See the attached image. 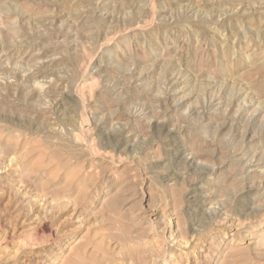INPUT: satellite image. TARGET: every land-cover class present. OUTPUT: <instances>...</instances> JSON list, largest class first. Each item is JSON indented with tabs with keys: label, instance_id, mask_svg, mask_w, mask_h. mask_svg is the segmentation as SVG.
<instances>
[{
	"label": "rangeland",
	"instance_id": "obj_1",
	"mask_svg": "<svg viewBox=\"0 0 264 264\" xmlns=\"http://www.w3.org/2000/svg\"><path fill=\"white\" fill-rule=\"evenodd\" d=\"M0 264H264V0H0Z\"/></svg>",
	"mask_w": 264,
	"mask_h": 264
},
{
	"label": "bare ground",
	"instance_id": "obj_2",
	"mask_svg": "<svg viewBox=\"0 0 264 264\" xmlns=\"http://www.w3.org/2000/svg\"><path fill=\"white\" fill-rule=\"evenodd\" d=\"M193 161H194V159H193ZM192 192H194V190H190V192H189L188 194L190 195ZM210 210H211V209H210ZM215 211H217V214H218V213H221V215L223 214V212H222L220 209H217V210L215 209ZM214 213H216V212H214ZM217 214H216V215H217ZM138 248H139V247H138ZM139 249L141 250V247H140ZM139 249H138V251L140 252ZM132 250L134 251L135 248H133ZM141 254H142V252H141ZM142 255H144V254H142ZM144 258H145V257H144ZM144 258H143V259H144Z\"/></svg>",
	"mask_w": 264,
	"mask_h": 264
}]
</instances>
